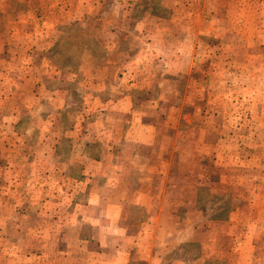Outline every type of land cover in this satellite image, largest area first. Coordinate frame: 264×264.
Listing matches in <instances>:
<instances>
[{"label":"rangeland","instance_id":"374dc122","mask_svg":"<svg viewBox=\"0 0 264 264\" xmlns=\"http://www.w3.org/2000/svg\"><path fill=\"white\" fill-rule=\"evenodd\" d=\"M67 1L63 0V3ZM124 1L128 3L124 10L133 15L136 0ZM142 3L139 5L142 12L151 11L165 16L173 14L171 12L176 14L171 27L177 24L179 28L181 24L182 28H186L184 33L190 39L189 46L192 48L196 41L199 42L201 51L197 52V64L202 62L203 65L199 68L201 72L193 70L190 77H176L179 82L177 87L181 90L189 81L188 99L180 96L177 100L165 102L166 109L173 104H185L181 129L187 131L184 134L187 139L175 152L162 148L169 142L164 140V144L153 153L154 166L142 174L154 178V192H170L164 199L156 201L158 206L162 202L163 209H172L171 217L166 219L172 226L165 228L160 235L161 243L156 244L153 254L157 256V261L151 264H264V0H142ZM183 15L184 19L180 20ZM123 26L129 31L120 39L122 46L135 50V21L129 18ZM200 26L202 35L198 39L196 34ZM63 28L65 35L59 39L55 52L46 58L59 68L48 72L47 77L50 81L52 76H58L61 87L68 88L67 66H77L85 58L93 59L95 55L96 60L102 59L97 56L99 52H83L86 48L99 49L94 38L79 37L74 32V26ZM0 32V56H5V47L15 48L16 42L12 40V44H8L4 21H0ZM161 38V34L155 35L160 47ZM34 42L35 39H32ZM109 57L115 59L114 54H109ZM134 57L135 51L129 57L126 54L124 60L130 61ZM71 71L77 72L78 69ZM86 71L90 78L99 75V70L95 68ZM211 75L213 87L207 83ZM74 92V109L79 111L85 101L82 95L79 98L76 90ZM47 101L44 110L50 112L53 106L68 105L64 96L48 98ZM27 103L36 105L37 102ZM2 104L0 102L1 107ZM86 108L94 111L97 104L87 100ZM217 110L219 114L211 115ZM78 115L65 116L57 124L48 118L43 128L44 137H51L58 127V130L61 127L71 129ZM175 119L179 120V117ZM94 121L90 119V129L95 128L90 132L91 138H98L101 132L99 124ZM39 124L36 119L23 122V132L33 130ZM1 125L5 124L0 117ZM194 125H217L220 135L203 132L201 141H198V134L193 133L197 128ZM69 129L66 136H69ZM1 134L9 139L6 142L18 140L6 129ZM75 135L78 137L79 132ZM26 136L29 137L30 133ZM171 136L174 138V134ZM1 139L0 146L3 145ZM18 150L6 149V155L18 156ZM29 150L34 152L37 149ZM67 151L66 147L61 149L63 154ZM0 152L3 154L1 147ZM20 153L23 156V152ZM142 153L148 155L146 150ZM33 155L37 157V152ZM165 158L171 163L167 166L170 179L162 182L159 175L164 165H158V162ZM62 167L66 173L68 167ZM15 168L18 166L11 167L12 172H9L0 165V264H119L121 259L115 262L111 257L104 258L103 253L114 257L118 251L124 254L127 250L131 253L130 264H149L148 254L152 245H140L144 240L137 241L140 243L137 244L134 236L122 239L106 226L101 228L102 234L109 238L102 239L105 244L102 252L97 251L93 243L85 251V247L77 242L79 236H90V225L100 223L94 215L103 218L101 212H94L87 196L89 189L83 193L85 187L78 178L77 181L67 180V177L55 173L54 163L48 166L29 163L24 167L22 179ZM94 170L100 171V166H88L87 173L91 175ZM111 171H121L131 182L129 189L133 183L131 191L135 190V170L128 161L120 163L118 169L112 166ZM74 174L78 177V172ZM113 197L111 202H116L118 198L121 200L122 194L119 195L117 190ZM72 201L83 206H78V213L72 214ZM131 201L125 206L124 225L128 233L135 234V209H132L134 203ZM36 210L42 213L37 214ZM168 216L165 214V218ZM201 223L205 224L203 228H190Z\"/></svg>","mask_w":264,"mask_h":264},{"label":"crops","instance_id":"0c3cea01","mask_svg":"<svg viewBox=\"0 0 264 264\" xmlns=\"http://www.w3.org/2000/svg\"><path fill=\"white\" fill-rule=\"evenodd\" d=\"M127 4L124 0H68L66 3H63V0H0V21L5 22L8 30L5 33L9 40L8 44H12V40L16 42V49L4 46L5 56H0V102H3L2 107L0 106V117L5 124L0 126V138L3 141V145L0 146L3 151V154L0 152V165L5 166V171L9 172H12L11 167L18 166L14 170L22 179L21 175L27 164L35 162L37 166H48L49 163H54L55 173L67 177V180L77 181L78 178L79 183L85 187L83 193L89 189L87 194L89 204L96 214L101 212L103 218L94 215V219H99L100 223L90 225L88 227L90 236H79L77 242L85 247V251L89 249V244L93 243L97 251L102 252L105 248L102 239L109 236L102 234L101 228L108 227L122 239L134 236L137 244L144 240L140 245H152L148 254L151 264L157 261V256L153 254L156 244L161 243L160 235L164 233L165 228L172 226L166 220L171 217L172 209L170 207L163 209L162 202L158 206L156 201L164 199L170 192L166 190L154 192L152 188L154 178L142 174L154 166L153 153L159 145L164 144V140L169 142L162 148L175 152L187 139V136L184 137L187 131L181 129L185 104H173L166 109L165 102L170 99L177 100L180 96H184V100L188 99L189 81L186 86L183 84L185 89L181 90L177 87L179 82L176 77H190L194 71L201 72L199 68L201 69L203 65L202 62L197 64L199 62L197 52L201 51L199 42L196 41L192 48L189 46L190 39L184 33L186 28H182L181 24L179 28L176 27L177 24L171 27L174 24L171 22L175 21L174 12L166 16L151 11L142 12L139 11V5H143L142 0H136L135 13L131 15L124 10ZM184 17L185 15L180 20ZM129 18L135 21L133 32L135 50L124 48L120 41L128 35L129 30L124 29L123 23ZM73 26L76 27L73 29L79 37L94 38L99 45L98 50L86 48L84 54L99 52L100 55L97 56L102 61L96 60L98 58H95V55L93 59L85 58L77 66H67L68 88H65L59 84L58 76H52L49 81L48 72L59 67L46 58L55 52L59 39L65 35L64 28L61 27ZM201 28L200 26L196 34L198 39L202 35ZM156 34H161L159 43L161 47L156 43ZM32 39H35L34 43ZM201 46L204 47L203 44ZM134 51V59L125 61V55L129 57ZM15 53L19 55L16 56ZM109 54H114L115 59L108 58ZM92 68L99 70V75L97 74L95 78L87 76L86 70ZM108 74L111 75L108 77ZM130 83L131 85L127 87ZM207 83L213 87L212 75ZM74 90L79 94V98L82 95L85 101L79 111L74 109ZM58 96L65 97L67 107L53 106L51 112L44 110L48 98ZM87 100L97 104L96 110L90 111L86 108ZM16 102H19L18 106ZM27 102L37 103L31 105ZM218 112L217 110L211 115L216 116ZM71 114L79 115L73 120L75 125L71 126V129L68 128L69 136H66L68 129L61 127L58 130V127L51 137L48 139L44 137L43 128L45 123H48V118L55 121L53 124H57ZM176 117H179V120L175 119ZM91 118L95 119L96 125L99 124L101 136L98 138H91V130L95 129H90ZM33 119L41 124L33 130L23 132V122H31ZM194 126L197 128L190 131L198 134V141L202 139L203 132L220 135L216 126ZM3 129L15 134L17 142L13 140L6 142L9 139L6 140V136L2 135L4 133L1 134ZM28 132L29 137L26 136ZM77 132L78 137L75 135ZM171 134H174V138ZM64 147L68 149L66 154L61 152ZM16 148H19L16 154L18 156L6 155V149L16 152ZM29 148L37 150L31 152ZM93 149L94 152H89ZM145 150L148 155L142 153ZM20 151L23 152V156ZM36 152L37 157L33 155ZM125 161H128L135 170V190L132 191L133 183L129 189L131 182L121 171L118 173L111 171L112 166L118 169L119 164ZM169 164L171 163L166 158L158 162V165H164V172L161 171L162 174L159 175L162 182L170 179L169 170L167 171ZM92 165H95V168L100 166V171L94 170V173L89 175L88 166ZM62 166L68 167L66 173ZM60 167L63 169L60 170ZM74 172H78V177ZM117 190L119 195L122 194L121 200L118 198V201L111 202ZM22 195L25 197L24 193ZM71 197L74 201V194ZM130 200L134 203L132 209H135V234L128 233L124 225L127 212L125 206H128ZM73 201L71 212L75 214L78 213V206L79 208L83 206ZM36 213L42 212L36 210ZM165 214L169 216L165 218ZM204 226L205 224L201 223L190 228L200 229ZM106 256L113 258L115 262L121 259L122 262L119 261V264L131 263V253L128 250L124 254L118 251L114 257L103 253V257Z\"/></svg>","mask_w":264,"mask_h":264}]
</instances>
